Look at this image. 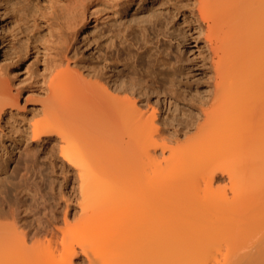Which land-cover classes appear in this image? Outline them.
<instances>
[{
	"label": "bare ground",
	"instance_id": "bare-ground-1",
	"mask_svg": "<svg viewBox=\"0 0 264 264\" xmlns=\"http://www.w3.org/2000/svg\"><path fill=\"white\" fill-rule=\"evenodd\" d=\"M145 1L54 0L43 12L51 62L30 146L48 148L64 180L70 170L79 179L78 220L87 222L77 235L67 229L69 204L62 216L51 208L38 221L22 215L18 200L1 206L0 219L10 221H0V264H74L80 252L88 264H264V0L195 2L216 78L212 108L199 110L203 123L166 119L161 102L159 110L149 102L159 89L143 83L147 73L142 81L140 70L147 64L159 70L160 85L175 86L182 68L169 49L148 48L145 20L123 19ZM93 5L110 8L118 20L94 25L91 38L85 26ZM169 30L161 23L157 34ZM90 40L93 71L77 65L74 51ZM8 91L0 82V119L13 106ZM193 125L197 132L179 142ZM208 138L217 143L209 151ZM201 163V171L183 175ZM221 176L226 182L215 185ZM96 192H112L116 202L107 211L94 208L89 220L87 199ZM193 195L198 200L185 202ZM149 200L158 213L141 214Z\"/></svg>",
	"mask_w": 264,
	"mask_h": 264
},
{
	"label": "rangeland",
	"instance_id": "rangeland-1",
	"mask_svg": "<svg viewBox=\"0 0 264 264\" xmlns=\"http://www.w3.org/2000/svg\"><path fill=\"white\" fill-rule=\"evenodd\" d=\"M53 1L0 0V82L7 87L8 93L13 97L11 110L4 113L0 119V129L3 130L0 140V207L6 208L9 203L18 200L22 203V215L27 220L34 218V221H38L40 216L44 218L47 209L51 208L56 211V214L62 216L66 204H69V207L66 208L70 220L67 229L69 232L73 231L79 235L87 222L84 219L78 220L81 212L78 201L83 198L79 190V179L71 174L69 168L70 175L64 180L60 160L57 159L54 164H51V151L48 148L30 146V122L40 115V107L47 96L45 87L51 56L43 46V39L50 33V30H47L43 12L47 11L46 8L50 7ZM195 2L196 0H147L141 6L137 3L132 4L122 14L124 15L123 19L128 23L133 24L136 21L145 20L143 23L147 26L146 35L148 40L150 39L148 48L155 47L158 43L161 49L165 47L171 51L172 60L179 59L178 64L182 69L176 73L177 75L175 74L177 76L175 86H171L167 82L160 85L157 82V77L156 79L154 77L159 70L156 69V71L147 66V71L145 70L147 64L144 66L145 69L143 68L145 71L140 70L138 76L142 78V81L145 77L143 83H151L150 86L159 89V94L153 93L149 102L152 105L154 103V106L159 110L156 102L160 101V112L166 119L176 116L184 123H198V121L203 123L204 114H199V110L201 107L203 109L212 108L215 95V69L204 43L203 33L199 31V22L192 14L194 11L196 14L198 4ZM88 18L89 23L85 29L89 37L96 35L92 32L94 25L107 26L115 22L116 19L118 20V16H114L110 8L104 5L90 7ZM165 22L170 27L169 36L163 32L157 34L159 25ZM83 35H80L79 38H82ZM94 43V40H90L89 46L83 45L81 42L76 44L74 51L77 56L75 59L77 65L82 69L93 71L98 65L95 54H90V51L94 49ZM152 55L154 56V54ZM150 71L153 72L150 73ZM144 73L147 75L144 76ZM17 90L20 92L19 94ZM197 129L196 125L185 129L188 133L181 134L180 139L178 137L179 142L181 139L185 142L187 136L194 135ZM190 133L192 134L189 135ZM171 144L176 145L174 142ZM214 145H217L215 138H208L204 148L209 151L214 148ZM26 148H31L28 153H26ZM166 155H168V151H166ZM202 165V163L197 167L191 165L184 169L183 175L201 171ZM225 179L224 176H221L215 185L218 182V184H224L227 180ZM98 193L87 199V203L88 201L90 203L86 208V212L89 213L87 216L93 212L94 208L107 211L109 205L116 202L113 196H117L115 194L112 196V192L110 195ZM122 193L119 194L124 197L125 194ZM124 199L126 198H122L119 203L117 200L120 206L117 205L119 210L125 207ZM186 200L185 202L189 204L198 200V196H188ZM151 201L152 203H150ZM153 202L155 201L149 200V205L147 203L145 208L140 209L141 214H147L146 211L149 209L157 212L158 204ZM94 213L96 214V211ZM155 215L156 213L153 214V216ZM88 218L90 220V216ZM0 221L9 222L10 220L0 219ZM77 249L80 250V248ZM81 253L74 256V264H88L86 256Z\"/></svg>",
	"mask_w": 264,
	"mask_h": 264
}]
</instances>
